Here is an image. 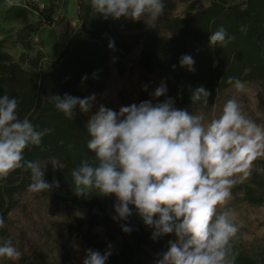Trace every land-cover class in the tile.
<instances>
[{
  "label": "clouds",
  "instance_id": "1",
  "mask_svg": "<svg viewBox=\"0 0 264 264\" xmlns=\"http://www.w3.org/2000/svg\"><path fill=\"white\" fill-rule=\"evenodd\" d=\"M14 6L18 0H5V8ZM90 6L106 20H143L152 28L165 9L164 0H91ZM234 39L221 26L211 33L209 45L226 47ZM109 48H114L113 41ZM194 63L190 55L180 59L181 67L189 71H194ZM227 82L238 93L244 89L239 79L229 77ZM165 93L162 83L153 96ZM209 95L198 87L192 92V103L203 100L207 104ZM95 99V94L52 96L55 108L71 120L77 107L88 114ZM17 109V98L0 96V181L22 169L30 171V192H50L59 182H46L45 166L26 160L24 152L40 146L53 130H37L28 116L19 118ZM86 129L90 136L87 148L95 154V163L85 159L72 170L76 195L85 189L98 190L101 196L114 195V219L127 220L131 205L154 229V240L174 234L176 239L169 241L156 264H236L233 242L239 228L228 207L232 188L251 175L256 159L264 157V126L247 117L236 98L227 100L220 115L207 122L202 113L175 108L171 98L156 104L150 100L133 103L120 107L119 112L100 105ZM50 163L54 170L59 168L56 161ZM122 230L130 233L131 228L122 226ZM110 255V250L101 254L89 249L83 264H106ZM20 256L11 240L0 243V260L18 261Z\"/></svg>",
  "mask_w": 264,
  "mask_h": 264
},
{
  "label": "trees",
  "instance_id": "2",
  "mask_svg": "<svg viewBox=\"0 0 264 264\" xmlns=\"http://www.w3.org/2000/svg\"><path fill=\"white\" fill-rule=\"evenodd\" d=\"M5 0H0V4ZM78 6L79 29L73 34L58 58H46L37 38L42 27H50L52 15L45 20L30 21L20 27L1 29L13 45L21 48L14 58L0 49V96L7 94L18 100V116H28L37 130L50 128L53 131L42 138L40 146L25 149L26 160L56 161L59 168L47 166L50 182H59V189L72 202L87 210L86 225L98 226L105 219V207L111 204L112 195L102 199H85L84 194H75L72 170L82 161L95 163V154L87 148L90 136L86 129L84 113L77 107L73 120L68 119L55 108L52 96L65 94L86 98L83 90L98 84L109 72L111 64L121 67L122 61L135 46L141 44L139 67L146 72L159 70L171 77L167 87L168 95L179 102L182 108L205 105L203 100L193 104L192 92L204 87L210 92L209 103L229 84L228 78L242 80H264V0H208L210 5L185 18L163 21L168 36H156L150 31L143 34L126 35L119 31L126 18L119 20L97 15L91 8V0H75ZM166 4L169 3L165 0ZM140 25L139 22H136ZM223 26L229 35L235 37L226 47H210L212 32ZM39 41L38 46L33 40ZM114 48H109V42ZM190 55L194 71L181 67L180 59ZM86 77V79H85ZM31 183L30 171L17 170L6 181H0V217L4 221L16 205L15 195L25 191ZM245 202L252 206L264 205V173H253L247 185H235ZM132 208L127 220L116 224L108 219L105 232L109 238L119 234L124 240L115 248L99 242L103 253L111 251L108 264H143L139 255L147 256L153 264L156 260L147 250L162 254L167 251L171 234L155 240L152 232L138 220ZM109 214L108 217H111ZM122 226L131 228L130 233ZM75 234L78 229L70 228ZM238 253V252H236ZM6 264H14L7 261ZM29 264H35L31 262ZM236 264H256L251 258L238 253Z\"/></svg>",
  "mask_w": 264,
  "mask_h": 264
},
{
  "label": "rangeland",
  "instance_id": "3",
  "mask_svg": "<svg viewBox=\"0 0 264 264\" xmlns=\"http://www.w3.org/2000/svg\"><path fill=\"white\" fill-rule=\"evenodd\" d=\"M67 0H18L17 10L20 11L16 25H24L29 21L30 15L40 21L47 16H63ZM165 2L164 15L155 24V27H149L143 20L132 22H123L119 31L126 35H139L150 31L156 36H168L167 30L163 27L164 20L173 18H185L197 11L204 10L210 3L208 0H168ZM230 3H238L242 0H229ZM76 2V1H75ZM5 3L0 5V20L8 12L4 7ZM77 6V2H76ZM78 8V6H77ZM7 9V10H6ZM7 15V14H6ZM8 16V15H7ZM78 25L75 32L79 29L78 14L76 16ZM130 20V19H128ZM56 22V21H55ZM136 22H139L137 24ZM5 24V21H4ZM6 25V24H5ZM4 28L1 24V29ZM56 28L44 27L39 32V41L44 47L43 52L48 59L57 55L59 45L64 41L57 36ZM36 39V38H35ZM33 40L38 46L39 41ZM5 40H9L5 35L0 36V49L8 50L9 54L16 56L17 52L13 46H9ZM11 42V40H10ZM141 44L125 56L121 67L111 64L108 74L96 85L87 86L83 92L86 97L95 94L93 107L88 114H84L87 124L91 115L95 114L100 105H104L116 112L120 107L129 106L133 103L139 104L142 101L150 100L153 104L162 103L171 98L167 93V87L171 82V77L159 70L146 72L139 67V55ZM244 89L237 92L233 85L220 91L209 103L205 105H196L189 108H182L178 101H174V107L185 109L190 114H204L205 122L210 121L220 115L224 104L231 98H236L240 103L242 111L257 124L264 126V80H242ZM166 86V93L160 97H154L155 90L162 85ZM146 86V90H145ZM52 161L41 163L44 168V179L51 184L48 177L47 166H51ZM253 173H264V157H260L253 162L251 175ZM251 175L242 183L236 185H247L250 182ZM85 199L99 198L104 196L98 194V190L85 189ZM66 194L59 188H53L50 192L32 193L28 188L15 195L16 205L7 215L4 221V227L0 228V243L5 240H11L13 246L17 248L21 256L18 261L0 260V264H6L7 261L14 264H83L87 250L99 251V242L103 241L108 245L118 248L123 238L116 234L109 238L105 232V226L108 219L116 224L120 219H114L117 216L114 205L116 197L112 195L111 204L105 207V219L98 226L86 225L87 210L72 202L64 200ZM228 207L235 213L234 222L239 231L237 238L233 242L235 252L243 254L256 262L264 264V205L252 206L244 201L239 191L232 189V196ZM134 208V206H133ZM112 214L111 217H108ZM134 214L143 226L153 233L154 229L147 226L142 218ZM70 228L78 229L75 234L70 233ZM174 234H171L170 241L175 240ZM147 254L154 260L161 258V254L147 250ZM143 264H153L145 255H139ZM106 264L108 262L106 261Z\"/></svg>",
  "mask_w": 264,
  "mask_h": 264
},
{
  "label": "crops",
  "instance_id": "4",
  "mask_svg": "<svg viewBox=\"0 0 264 264\" xmlns=\"http://www.w3.org/2000/svg\"><path fill=\"white\" fill-rule=\"evenodd\" d=\"M2 3H5V1L2 2ZM2 3L0 5H2ZM64 8L65 9L63 10V13H62L63 16L62 15L52 16V18L54 20V23H53V25L51 27L57 29V31L59 32V33H57V36L59 38H62V40L64 42L59 45V50H58L57 55L54 56L50 60L58 58V56L61 53V51L63 50V48L68 44V42L70 41L71 37L75 33L76 26L78 25V23H77L78 20L76 19L77 18L76 16L78 14V8L76 6L75 0H67L66 1V5H65ZM7 9H8V12L6 14L8 16L6 14H4L5 16L0 20V23L3 24L4 28H7V27L8 28H14V27L22 26V25H16V23H17L16 19L19 16H21L23 14H26L27 12H25V13L21 12V14L19 15V12L20 11H24V10H17V6H14V7H11V8H7ZM30 16L31 17H30L28 22L37 21L38 20L37 18L36 19L33 18L32 15H30ZM4 21H5L6 25L4 24ZM28 22H26V23H28ZM43 28L44 27H42V29ZM2 29H3V27H2ZM37 38L39 39V36H37ZM5 41L8 43V45L10 47L13 46V49H15V51L17 52V55L13 56V57L17 58L19 56V54L21 53V51H22L21 48L18 47V46L13 45V43L10 42V40H8V41L5 40ZM43 48L44 47L42 46V50H43ZM4 51L9 52L8 50H4Z\"/></svg>",
  "mask_w": 264,
  "mask_h": 264
},
{
  "label": "built area",
  "instance_id": "5",
  "mask_svg": "<svg viewBox=\"0 0 264 264\" xmlns=\"http://www.w3.org/2000/svg\"><path fill=\"white\" fill-rule=\"evenodd\" d=\"M35 41H37V39H35Z\"/></svg>",
  "mask_w": 264,
  "mask_h": 264
}]
</instances>
